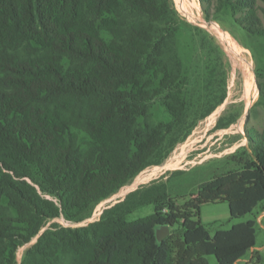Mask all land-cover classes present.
<instances>
[{"label":"trees","instance_id":"obj_1","mask_svg":"<svg viewBox=\"0 0 264 264\" xmlns=\"http://www.w3.org/2000/svg\"><path fill=\"white\" fill-rule=\"evenodd\" d=\"M255 1L236 0L250 33L264 31ZM188 28L172 0H0V264H17L33 240L19 264H235L250 251L255 219L212 235L200 207L226 202L236 218L264 202V131L247 134L238 168L200 183L181 205L163 184L86 225L51 222L83 220L185 140L195 122L184 119L176 87L185 71L177 41ZM155 105L168 118L155 119ZM159 201L165 212L127 220ZM180 222L157 240V228Z\"/></svg>","mask_w":264,"mask_h":264},{"label":"rangeland","instance_id":"obj_2","mask_svg":"<svg viewBox=\"0 0 264 264\" xmlns=\"http://www.w3.org/2000/svg\"><path fill=\"white\" fill-rule=\"evenodd\" d=\"M172 3L179 17L189 25L188 29L181 31L177 41L185 71L176 87L186 94L184 119L194 121V126L162 164L141 171L127 185L95 204L83 220L72 222L58 217L51 222L70 227L86 225L98 220L105 209L123 201L129 193L142 187L151 189L163 184L167 197L181 205L191 193L196 192L200 183L238 168V159L249 154L248 133H263L264 3L255 1L262 28L259 33H250L245 29L242 21L247 7H240L236 0H212L211 4H202L199 0H172ZM222 34L227 35L229 46ZM212 107V112L205 117H190L193 109L199 108L197 113L200 114ZM153 112L157 120L168 118L158 105L154 106ZM219 120L227 126L217 128ZM261 178L264 184V178ZM166 205L167 201L148 203L128 213L126 218H143L156 209L165 212ZM249 219H259L254 243L258 248L248 251L235 264H264V202L252 213L236 218L230 216L226 202L204 203L200 207V220L211 233L218 228L229 229L233 224ZM181 223L159 228L168 226L170 233L179 229ZM33 242L18 249L17 264L24 250ZM215 259L210 256L209 262L213 264Z\"/></svg>","mask_w":264,"mask_h":264},{"label":"water","instance_id":"obj_3","mask_svg":"<svg viewBox=\"0 0 264 264\" xmlns=\"http://www.w3.org/2000/svg\"><path fill=\"white\" fill-rule=\"evenodd\" d=\"M169 233V227L163 226L156 230V238L158 241H161L165 236H167ZM35 241V240H34Z\"/></svg>","mask_w":264,"mask_h":264},{"label":"bare ground","instance_id":"obj_4","mask_svg":"<svg viewBox=\"0 0 264 264\" xmlns=\"http://www.w3.org/2000/svg\"><path fill=\"white\" fill-rule=\"evenodd\" d=\"M222 37H224V39L226 40L225 41V44H227V46H229V42H228V38H227V35H224L222 34ZM229 37V36H228ZM230 39V38H229ZM223 40V39H222ZM224 42V41H223Z\"/></svg>","mask_w":264,"mask_h":264},{"label":"crops","instance_id":"obj_5","mask_svg":"<svg viewBox=\"0 0 264 264\" xmlns=\"http://www.w3.org/2000/svg\"><path fill=\"white\" fill-rule=\"evenodd\" d=\"M250 220V219H249ZM257 220H259V219H257ZM257 220H256V222H257ZM211 233V232H210ZM212 235H213V233H211ZM258 247H255V245H253L251 248H250V250L252 251V250H254V249H257Z\"/></svg>","mask_w":264,"mask_h":264}]
</instances>
